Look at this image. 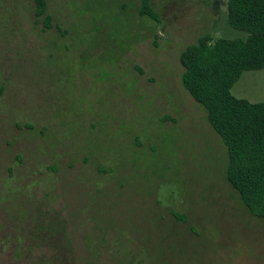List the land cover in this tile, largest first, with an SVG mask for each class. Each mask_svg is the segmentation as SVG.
<instances>
[{
	"label": "rangeland",
	"instance_id": "1",
	"mask_svg": "<svg viewBox=\"0 0 264 264\" xmlns=\"http://www.w3.org/2000/svg\"><path fill=\"white\" fill-rule=\"evenodd\" d=\"M227 3L152 0L158 23L140 16L141 0H48L53 28L43 29L32 0H0V239L29 232L32 216L43 222L53 209L79 248L67 256L71 264L88 236L133 250L128 264H264V221L228 186L225 147L181 85L180 54L200 36L247 38L229 25ZM168 91L185 101L176 125L161 121L179 117ZM232 94L264 103V69L244 72ZM97 100L120 101L128 137L142 134V158L128 154L114 172L97 173L92 156L78 155L89 139L83 133L95 136L106 124L90 108ZM106 126L107 140L124 145L110 120ZM60 150L75 171L61 165ZM80 168L96 174L92 201L78 193ZM15 248L0 264H11ZM45 248L36 256L47 257Z\"/></svg>",
	"mask_w": 264,
	"mask_h": 264
},
{
	"label": "trees",
	"instance_id": "2",
	"mask_svg": "<svg viewBox=\"0 0 264 264\" xmlns=\"http://www.w3.org/2000/svg\"><path fill=\"white\" fill-rule=\"evenodd\" d=\"M32 1L36 23L42 22L43 29H52L53 19L47 14L48 0ZM139 14L160 22L158 13L152 7V0H141ZM227 16L229 25L247 33V38L215 40L208 33L200 36L180 54L184 68L181 85L188 93L186 97L189 96L197 108L204 110L206 121L225 147L227 161L224 178L228 186L237 192L251 216L264 221V103H252L232 94V88L244 72L264 69V0H228ZM137 70L143 74L141 69ZM169 95L172 103L179 106L180 114L178 120L174 116L164 115L161 121L176 125L186 117L182 108L185 101L177 102V95L173 92H169ZM130 140H134L130 143L131 149L142 158V134H132V137L126 138L128 143ZM102 171L108 173L106 169ZM50 211L52 214L46 218L47 221L41 222V218L32 216L33 225L29 232L18 230L14 232L16 235L1 237L0 240H4L9 247H16L12 251L11 264H18L19 261L25 264H71L67 256L75 250L79 251V248H73L77 246L74 244L75 238L67 235L66 218L53 209ZM171 215L177 222H187V217L182 213L171 211ZM77 222L80 223L76 221V225ZM125 228L123 223L119 241L123 240ZM6 247H1L0 258L9 248ZM43 247H46L48 256H36L44 252ZM81 248L83 253L72 257L77 259L75 264H106L104 257L111 263L128 264V256L135 254L131 249L112 250L110 246L97 244L90 236ZM124 251L129 253L122 255Z\"/></svg>",
	"mask_w": 264,
	"mask_h": 264
},
{
	"label": "flooded vegetation",
	"instance_id": "3",
	"mask_svg": "<svg viewBox=\"0 0 264 264\" xmlns=\"http://www.w3.org/2000/svg\"><path fill=\"white\" fill-rule=\"evenodd\" d=\"M82 101L86 103V100H82ZM95 104L96 105H93L92 107H90L92 108L91 110L93 111V113L97 111V116H94V117H98L99 119L104 118L106 120V124H102V130L97 129V134L95 136H93V133L91 132L90 129L87 132L83 133V134H86L89 139L87 143H85L82 147H80L81 153H79L78 155L92 156V158L94 159V163L92 164H93V167H96L97 173L104 172L102 170L105 168L106 170H108V172H114L115 166L119 169L123 168V167H120V164L125 162V159L128 156V154H136V152L133 149H131L130 143L126 141V138L131 133L129 131L130 130L129 120L127 119L125 115H122L123 105L120 101L111 102L109 100H97ZM170 105H171L170 107L171 110H173L176 115H179L180 114L179 106H176L173 103ZM80 110L86 111L85 109H80ZM72 112L76 113L77 115V111H72ZM105 113L107 114V116L105 115ZM108 119L113 123L114 127H116V130L119 132L124 145L120 143H116L113 140H112L113 142L107 140L106 138L107 135L105 132H103V127L104 125H107L106 127H108V122H109ZM176 119L178 120V116L176 117ZM48 126L52 127V129L54 130V126H52L51 123L48 124ZM132 132L133 134L138 133L137 131H132ZM102 137L105 138V141L101 140ZM62 146H64L65 148L67 147L66 141L62 144ZM48 150L50 151L54 149H52L51 146L48 145ZM65 152L66 150L65 151L60 150L58 154L59 162L61 163L62 166H64V168L69 167V169H72L75 171V166H76L75 164H66L64 162L66 158ZM83 162L87 163L88 161L84 158ZM108 164H111V165H108ZM85 170H83V168L79 169L80 172L78 174L80 178L78 180V185H77L79 189L78 193L81 194L82 199L92 201V198L94 199L96 195L98 194V182H95L96 178H93L92 181L90 182L91 184L90 185L89 180L91 179L92 176L96 177V174H93L91 171L87 173L81 172ZM83 184H86V185L84 186Z\"/></svg>",
	"mask_w": 264,
	"mask_h": 264
}]
</instances>
